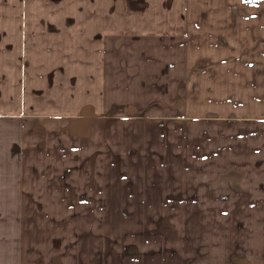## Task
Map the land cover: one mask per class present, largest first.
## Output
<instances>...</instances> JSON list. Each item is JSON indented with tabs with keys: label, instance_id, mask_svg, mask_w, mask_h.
I'll return each instance as SVG.
<instances>
[{
	"label": "crops",
	"instance_id": "obj_1",
	"mask_svg": "<svg viewBox=\"0 0 264 264\" xmlns=\"http://www.w3.org/2000/svg\"><path fill=\"white\" fill-rule=\"evenodd\" d=\"M1 163L189 213L171 264H264V0H0Z\"/></svg>",
	"mask_w": 264,
	"mask_h": 264
},
{
	"label": "rangeland",
	"instance_id": "obj_2",
	"mask_svg": "<svg viewBox=\"0 0 264 264\" xmlns=\"http://www.w3.org/2000/svg\"><path fill=\"white\" fill-rule=\"evenodd\" d=\"M52 166L56 171L46 189L29 166L25 171L18 164H0L5 177L0 179V264L172 263L169 258L178 255V226L187 212L110 210L132 206L87 196L76 181L61 178V164ZM15 168L21 171L7 172ZM235 174L228 173L231 186H244Z\"/></svg>",
	"mask_w": 264,
	"mask_h": 264
},
{
	"label": "built area",
	"instance_id": "obj_3",
	"mask_svg": "<svg viewBox=\"0 0 264 264\" xmlns=\"http://www.w3.org/2000/svg\"><path fill=\"white\" fill-rule=\"evenodd\" d=\"M258 0H244L245 3L253 4L256 3Z\"/></svg>",
	"mask_w": 264,
	"mask_h": 264
}]
</instances>
